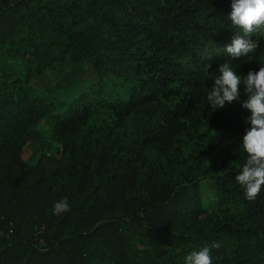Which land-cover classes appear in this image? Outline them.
I'll use <instances>...</instances> for the list:
<instances>
[{
    "label": "trees",
    "instance_id": "1",
    "mask_svg": "<svg viewBox=\"0 0 264 264\" xmlns=\"http://www.w3.org/2000/svg\"><path fill=\"white\" fill-rule=\"evenodd\" d=\"M232 3L0 0L26 69L0 62V264H184L213 242L212 264H264V187L235 179L249 94L214 110L203 73L264 65V29L226 53Z\"/></svg>",
    "mask_w": 264,
    "mask_h": 264
},
{
    "label": "clouds",
    "instance_id": "2",
    "mask_svg": "<svg viewBox=\"0 0 264 264\" xmlns=\"http://www.w3.org/2000/svg\"><path fill=\"white\" fill-rule=\"evenodd\" d=\"M233 29H238L232 42L225 47L226 53L233 59L246 57L257 48L251 34L264 29V0H233L232 12L228 15ZM219 76L215 77L214 85L207 99L214 110L223 108L240 97L239 85L243 81L247 100L241 101L242 106L251 111L250 129L243 136L242 149L247 159L242 170L235 176L236 181L244 188L245 198L255 201L264 187V65L259 71H249L246 77L237 75L229 61L220 67ZM70 211L68 198L56 201L53 215H62ZM221 244L213 242L205 244L185 256L184 264H212V250H219Z\"/></svg>",
    "mask_w": 264,
    "mask_h": 264
},
{
    "label": "rangeland",
    "instance_id": "3",
    "mask_svg": "<svg viewBox=\"0 0 264 264\" xmlns=\"http://www.w3.org/2000/svg\"><path fill=\"white\" fill-rule=\"evenodd\" d=\"M19 47L20 46L17 44L16 41L0 46V62H1V65L3 64L6 67H11L23 73L26 70L24 66L25 58H23L24 56L22 53H20V55L16 53ZM203 73L209 76H212V77H217L221 74L219 70L208 69L206 67L203 69ZM53 86L56 88L63 89L67 85L60 83V82H56ZM38 157H39V154L36 155V157H33L31 159V163H35ZM207 202H208L207 198L204 196V203L206 204Z\"/></svg>",
    "mask_w": 264,
    "mask_h": 264
}]
</instances>
